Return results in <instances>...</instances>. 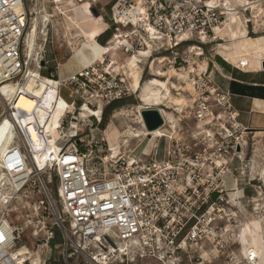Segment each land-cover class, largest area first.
I'll list each match as a JSON object with an SVG mask.
<instances>
[{
	"label": "built area",
	"instance_id": "1",
	"mask_svg": "<svg viewBox=\"0 0 264 264\" xmlns=\"http://www.w3.org/2000/svg\"><path fill=\"white\" fill-rule=\"evenodd\" d=\"M222 3L114 0L110 25L124 32L113 40L131 55L174 51L192 40L205 43L228 17ZM23 7V0H0V90L10 84L19 88L16 95L27 81L43 79L39 70L46 43L45 35L43 44H37V49L42 46L38 61L29 58ZM43 29L46 34L47 26ZM112 65L104 55L64 80L52 73L47 78L57 98L63 86L73 99L58 118L56 151L50 149L36 113L17 110L12 98L0 93V264H47L50 257L42 259L38 253L53 249L61 264H133L145 259L158 264H257L251 249L242 261L236 253L237 219L244 210L242 201L252 210L260 201L264 204V182L248 174L243 185L233 174L238 170L244 176L239 164L249 133L237 123L229 94L209 79L192 80L190 109L200 138L193 144L167 134L160 112L162 133L143 137L152 144L142 149L141 157L134 156L140 145L113 156L108 144L100 151L96 141L78 138L88 144L86 150H64L59 144L78 137L85 106L95 112L129 94L124 74ZM29 129L38 135L39 145ZM160 140L164 158L157 161ZM228 175L231 190L226 188ZM247 188L254 196L245 195ZM57 237L60 244L51 247ZM23 247L29 252L22 254Z\"/></svg>",
	"mask_w": 264,
	"mask_h": 264
},
{
	"label": "rangeland",
	"instance_id": "2",
	"mask_svg": "<svg viewBox=\"0 0 264 264\" xmlns=\"http://www.w3.org/2000/svg\"><path fill=\"white\" fill-rule=\"evenodd\" d=\"M25 4V10L28 13V25L26 28V34L29 32L32 27L34 19H37L38 24V40L37 44H43L42 40L45 38L41 36L40 32L43 31V26H47L46 30V49L44 51V59L46 61L45 68L39 71V75L48 77L49 72L55 70V59L56 53L63 56L64 61L71 56L70 50L80 49L83 46V42L92 43L96 42L100 46L107 48L109 47V55L106 56L107 59L118 64L121 69L120 73L124 74L125 81L129 88V94L122 98L121 100L112 102L109 105H101V115H99V120L86 115L83 120V126L81 132L78 134L76 139H64L59 144L63 146V149L76 148L88 149L87 143H80L79 139L91 140L99 142L100 145L97 146V149L102 151L107 147H104L108 141V134L106 131L109 127H112L111 140H116V135L119 137L126 136L127 144L122 145L121 138H117L116 141L120 142L122 148L118 155H124L129 151L137 149L135 151V157H141V151L143 148H149L152 142H148L147 139H143L144 136H140L137 139L132 138L127 130L129 127L134 129L143 128L141 119L139 123L137 117L140 118L139 112L143 109L145 103H140L138 96V90L134 89L131 91L130 85H132V79L130 76V70L128 68L129 63L132 58L130 54H125L122 50H114L112 47L113 36L115 34H123L124 30L119 28V32L114 30V28L108 23L109 28L103 31L106 27L102 19L101 26H98L96 32L91 34L86 32L82 35L78 30H75L73 27H68V24L63 17L58 16L57 12L54 10V6L50 4L51 0H48L50 6L49 9H46V12L52 16L48 19L43 25V19L41 18L45 15V12L41 11L43 6H46L47 2L43 0H23ZM220 3L229 6L235 10V13L229 16L224 25L212 35V38L209 41L202 43L200 41L192 40L182 44L174 51H149L148 57H136L137 60H140V63L137 64L138 71L140 73V86L147 84L152 79H157L165 84L166 88L169 90V94L162 93L164 97L163 106L155 107L154 109L163 110L167 114L169 121L165 125V132L167 134H172L173 137L181 139L183 141H189L191 144L194 143L195 139L199 138L197 135L199 130L196 128V123L192 119L191 114V99L193 96V87L192 80L195 77H200L201 79H209L212 81L210 73L206 69V65L210 59L216 57V55L222 56L228 62L235 63L233 57L236 55V62L238 59L245 54V58L256 59L264 57V48L256 46V48H251L248 46V43H253L252 40L264 37V0H219ZM114 0H99L96 8L101 12V15L104 16L105 20L109 19L110 7L113 4ZM38 6L40 13L38 16L35 14H29L32 7ZM52 6V7H51ZM61 10H67L64 5H59ZM103 9V12L101 10ZM72 15V14H71ZM72 19V17H70ZM74 19H72L73 21ZM89 25V24H87ZM72 26V25H71ZM67 27L68 29L66 30ZM103 31V32H102ZM248 31V34H247ZM102 34L100 35V33ZM100 35V36H99ZM99 36V37H98ZM98 37V38H97ZM215 39V40H214ZM70 43V45L67 44ZM54 45L56 52L51 47ZM242 50V52H240ZM145 51V52H146ZM136 54V53H132ZM200 54V55H197ZM249 55V56H248ZM153 67L151 68V64ZM78 63L75 58H70L65 61L64 65L60 68L58 72L59 78H64L67 74L70 73L71 69H75ZM202 66L205 68L202 70ZM113 67H116L113 65ZM200 67V68H199ZM192 70V71H190ZM159 73H163L164 76H159ZM183 76V77H182ZM181 77V78H180ZM213 82V81H212ZM163 90V89H162ZM70 90L66 87H61L60 97L67 104L72 102L73 99L69 97ZM168 96V97H167ZM117 102V103H116ZM178 102L177 105H175ZM162 104V103H161ZM153 105V104H149ZM1 108V105H0ZM139 108H141L139 110ZM121 114V115H119ZM88 116V117H87ZM172 127V129H170ZM144 130V128H143ZM105 142H101L102 140ZM86 142V141H85ZM142 142V143H141ZM156 160L162 161L164 158V141L160 140L157 142L156 149ZM244 160L239 164L243 169L244 176H240L238 170H235L233 174L237 176L239 180H243V185L246 183L247 175L256 176L259 173V170H264V133L260 134H248L246 138V144L243 149ZM238 166L237 164L235 167ZM253 170H251L252 168ZM259 178V177H257ZM264 182V180L262 179ZM226 188L231 190L233 188L232 178L228 175L225 178ZM256 186L262 185L259 182L255 183ZM245 195L247 197L254 196L253 190L247 188ZM242 206L244 210H241L238 214L237 219V246L236 253L239 256L240 261H242V244L239 237L240 227L242 224L248 222L252 218H258L261 221L262 234L264 236V207L262 202L258 203V206H255V210L250 209L249 203L246 200L242 201ZM247 203V204H246ZM249 239V238H248ZM60 244V239L56 238V241L51 242L50 246ZM55 250L53 249L52 253L41 252L38 253L40 258L49 256L47 264H61V261H58L56 255H54ZM261 257V264H264V258ZM260 261V260H258ZM133 264H158L156 261L152 260H136ZM259 264V262H257Z\"/></svg>",
	"mask_w": 264,
	"mask_h": 264
},
{
	"label": "bare ground",
	"instance_id": "3",
	"mask_svg": "<svg viewBox=\"0 0 264 264\" xmlns=\"http://www.w3.org/2000/svg\"><path fill=\"white\" fill-rule=\"evenodd\" d=\"M214 2L218 3L220 2L219 0H214ZM51 5L54 6V10L57 12L58 16L61 18H67L66 21H68L69 29L72 26L76 28V21L74 20L73 22L70 21L71 14H75L76 12L84 13V18H87L92 20L94 28L97 27V25H101L102 21L98 22L100 20V17H94L89 10V4L88 2L84 1L82 3H74L73 0H51L50 2ZM59 5H64L67 10H61L59 8ZM225 11L227 12V16L231 17L233 13H235V10L230 8L229 6L225 5ZM76 15H74L75 17ZM227 17V19H228ZM43 19V25L48 22V14L47 12L45 15L41 17ZM52 18V16H50ZM226 19V20H227ZM78 20V19H77ZM86 20V19H85ZM79 21V20H78ZM88 22V21H87ZM226 22V21H225ZM78 24V23H77ZM45 28V26H43ZM67 28V27H66ZM221 27L215 28L214 29V34L216 31H218ZM68 29V28H67ZM68 29V30H69ZM98 29V28H97ZM41 36L45 37V29H43L42 32H40ZM38 24H37V19H34L32 27L30 28L29 32L27 33L26 36V45H25V50L26 53H28L29 58H33L36 56L37 61L39 60V50L42 49V46H39V49H37V40H38ZM116 39L113 40L112 42V47L114 50H119L120 49V44H117L115 42ZM109 47L104 48L97 44L96 42L92 43H87L83 42L82 49H79L75 52L76 57L79 58L82 64L86 65L88 62L92 60H102L104 58V55L108 56L109 55ZM89 53L90 58H88V55L85 53ZM74 54V55H75ZM134 55H137L136 57H148V52L146 51H141L139 54H133L130 55L132 58L131 62L128 65V68L130 70V76L132 79V89L130 85L131 91L134 89L139 90L140 85H139V78H140V73L138 71V66L137 64L140 63V60H137ZM200 55V54H197ZM72 57V56H71ZM241 65L242 63L245 64L244 61H240ZM113 65L116 67L115 70H120L121 67L118 64H115L112 62ZM112 65V66H113ZM200 68V67H199ZM205 68V66H202V70ZM122 70V69H121ZM123 71V70H122ZM192 71V70H190ZM30 75L36 76L37 71L34 69H29L28 70ZM159 76H164L163 73H159ZM183 77V76H182ZM181 78V77H180ZM50 84V86H49ZM19 88L16 89V87L7 84L4 85V87L1 88L0 93L4 95L7 99L12 98V105L14 108L17 110L24 111L28 114H31L32 112L36 113V116L41 120L43 123V133L47 137V139L50 141V149L56 151L57 148L54 146V141L58 139L59 134L58 131L56 130L57 124H58V118L60 116V113L62 109L66 107V102L62 100V98H57L56 93L57 91L55 88L52 86V83L49 82V79L43 77L42 80L40 81H35L34 79H31L30 81H27V83L21 87V93L16 95V92ZM163 89V90H162ZM133 92V91H132ZM169 94L168 88H166L165 84H163L162 81L157 80V79H152L150 80L142 89H140V92L137 97H139L140 103H145L147 105L153 104L155 106H159L162 103V100L164 99L165 96L162 97V93ZM175 105L178 104V102ZM146 106V105H145ZM163 105H161L162 107ZM150 107V106H148ZM101 108V107H100ZM100 108L97 111H92L88 109L86 106L83 108V112L81 113V118H85V113L86 115L90 117H96L99 118L100 115ZM141 108H139L140 110ZM158 111L163 115L165 118L166 124L169 121V118H167L166 112L163 110ZM44 115H48L49 118H47ZM121 115V114H119ZM87 116V117H88ZM45 119V121H44ZM138 122H135L136 124L140 122V118L137 117ZM168 120V121H167ZM23 124H28V121H23ZM112 127H109L106 133L108 134V141H109V151L112 153L113 156L118 155L120 153V149L122 148L120 146V142L116 141L118 134L116 135V140H111V137L113 136L112 134ZM127 133L134 139L139 138L140 136H145L147 135L148 137H158L162 131L161 130H156L153 131L152 133L145 132L144 130L141 131V129H134L132 127H129L127 130ZM29 134L30 138L34 141L37 142L39 145V137L34 134L32 130L29 129ZM121 143L122 145L127 144V138L126 136H121ZM10 138L5 142V144L2 146V148H5L9 143H10ZM1 142V140H0ZM108 144V143H107ZM252 168V167H251ZM253 170V168L251 169ZM254 177V179H262L264 180V170H259L258 175L256 176H251ZM259 177V178H257ZM262 226H261V221L258 218H252L248 222L244 223L240 227V233L239 237L241 240L242 244V252L245 254L248 249H251L256 256L259 258L260 261L259 264H261V257L264 258V236L262 234ZM249 238V239H248ZM22 254L28 253V249L26 247H23L19 250Z\"/></svg>",
	"mask_w": 264,
	"mask_h": 264
},
{
	"label": "crops",
	"instance_id": "4",
	"mask_svg": "<svg viewBox=\"0 0 264 264\" xmlns=\"http://www.w3.org/2000/svg\"><path fill=\"white\" fill-rule=\"evenodd\" d=\"M43 1H46L47 4H46V6L42 7L41 11L46 13V9H49L50 6H48L49 5L48 0H43ZM73 1L76 4L82 3L84 1L88 2L90 13L94 17H100L103 20V22L105 23L106 27L103 31H105V30H107V28H109L108 23H110V14H109V19L105 20L104 16L101 15V12L98 11V9L96 8V5H97L99 0H95V1H92V0H73ZM23 5H24V7H23L24 11H25V13H27L25 10L26 8H25L24 1H23ZM92 10H95L97 12V15H94L92 13ZM101 10L103 12L102 8H101ZM39 11H40V9L36 5V6L32 7L29 14L30 15L35 14L36 16H38L39 13L41 12V11L40 12ZM74 15H76V16L74 17ZM84 15H85L84 13L80 14V12H76L75 14H72L71 15L72 19H74L78 24L76 23V28L73 26H71V27L75 28V30H78L82 35L86 34V32H84L83 30L90 32L91 34L95 33L96 29L99 25H97V27L94 28L92 20L89 21V19L84 18ZM49 18H50V15L48 14V19ZM67 18H64V19L66 20ZM72 19H70V21H72ZM67 24L69 25L68 22H67ZM87 24H89V25H87ZM63 28H66V27H63ZM66 30H67V28H66ZM102 32L100 33V35L102 34ZM247 34H248V31H247ZM252 41H253V43H248L249 47L254 49V48H256V46H258V47L260 46V47L264 48V37L263 38L260 37L258 39L252 40ZM67 44L70 45L69 42H67ZM51 47L54 49L55 52H56V50H58L57 48H55L54 45H51ZM45 49H46V46L44 44L43 45V54L41 56L42 61L44 63V66L41 67L40 70L44 69L45 65H46V61L44 59ZM80 49H82V48H80ZM77 50H79V49L70 50L71 56L73 58H75L76 62L78 63V66L76 65L75 69L74 68H73V70L71 69L70 73L67 74L64 78H59L58 72H59L60 68L64 65L65 61L69 60L72 57L70 56L68 59H66L64 61L63 56L61 57L60 55H58L56 53V59H55V62H56L55 68L56 69L53 71H50L49 76L52 73L59 80H64L70 74L81 70L82 68L90 65L94 61V60H92V61L88 62L86 65L82 64L81 61L79 60V58L76 57L75 52ZM240 52H242V50H240ZM85 53L87 55L89 54L86 51H85ZM88 58H90V55H88ZM233 58L235 60V63L228 62L222 56L216 55V57L209 60V62L206 65V69L210 73V76L212 78L213 83L220 90L227 92L229 94V98H230L232 108L237 113V123L243 129H245L249 134L256 135V134L264 133V68L262 67V63L264 62V57H260V58H256V59L255 58L254 59H248V57L245 58V54H243L238 59L237 62H236V55ZM240 61H244L245 65H241ZM153 64L154 63L151 64V68L153 67ZM41 77H45V76H41ZM48 77H45V78H48ZM139 85H140V82H139ZM145 85L146 84H144L143 86H140V88L137 92L138 94L140 92V89H142V87H144ZM133 93H135V92H133ZM164 94H165V92H164ZM165 98H166V95H165ZM161 105H163V101H162ZM148 106H150V108L157 107L155 105H146V106L144 105L143 109L145 107H148ZM159 107H161V106H159ZM142 130H143V128H141V131ZM147 150H149L148 147L146 148V151Z\"/></svg>",
	"mask_w": 264,
	"mask_h": 264
},
{
	"label": "water",
	"instance_id": "5",
	"mask_svg": "<svg viewBox=\"0 0 264 264\" xmlns=\"http://www.w3.org/2000/svg\"><path fill=\"white\" fill-rule=\"evenodd\" d=\"M92 13L94 15H97V12L95 10H92ZM40 65L41 67L44 66L43 61L40 63ZM262 67L264 68V62L262 63ZM139 115L142 126L148 133L159 130L164 125L163 119L157 109L145 107L139 112Z\"/></svg>",
	"mask_w": 264,
	"mask_h": 264
}]
</instances>
